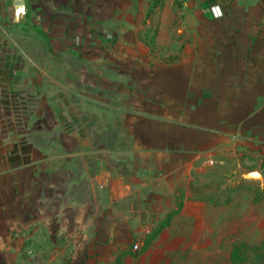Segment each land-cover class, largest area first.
I'll return each mask as SVG.
<instances>
[{
	"label": "rangeland",
	"instance_id": "rangeland-1",
	"mask_svg": "<svg viewBox=\"0 0 264 264\" xmlns=\"http://www.w3.org/2000/svg\"><path fill=\"white\" fill-rule=\"evenodd\" d=\"M29 2L38 19L33 29L0 30V64L15 67L12 82L0 85V122L38 127L27 129L35 142L77 144L81 171L89 161L95 178L108 171L112 185L121 182L115 193L95 190L96 204L103 199L109 210L102 225H110L113 245L80 264H261L263 138L246 135L248 123L233 126L224 115L235 106L232 98L246 100L247 81L261 75L246 52L262 41L246 34L264 31L247 5L258 4L255 17L262 20V0H158L136 28L157 31L161 49L148 38L117 37L95 51L87 11L102 7H79L78 31L65 41L54 37L71 29L70 7ZM192 83L206 85L203 102L217 103L219 124L213 111L189 110L198 99L188 97L197 89ZM204 117L203 129L213 128L190 135L201 153H191L189 162L182 151L155 150L181 143L188 120ZM253 172L262 180L247 177ZM124 177L132 180L123 185ZM96 227L83 233L91 236Z\"/></svg>",
	"mask_w": 264,
	"mask_h": 264
},
{
	"label": "crops",
	"instance_id": "crops-1",
	"mask_svg": "<svg viewBox=\"0 0 264 264\" xmlns=\"http://www.w3.org/2000/svg\"><path fill=\"white\" fill-rule=\"evenodd\" d=\"M26 1L30 24L16 26L19 30L33 29V24L38 20L37 17H32V7L29 0ZM152 2L158 3V0H55L59 9L70 7L72 30L64 28V31L57 33L54 38L72 40L73 32L77 30L73 25L79 23V7H102L101 12L96 9L87 11V19L90 18L93 27L90 32L95 39L92 48L94 51L108 48L110 40L117 37L136 40L148 38L150 45L161 49L163 45L159 46L160 43H157L160 37L157 31L136 28V25L143 24L147 19ZM261 4L264 5V0ZM10 5V0H0V30L5 35L9 31L13 33L12 27H15L9 20ZM247 5L249 9L252 6L254 10L249 16L252 17L253 23L264 21L255 17L254 5L258 4ZM107 30L117 32V35L112 37ZM241 37L238 33L232 36L235 39ZM246 37L262 41V47H247L246 52L249 57L247 64L252 63L261 75L258 74L254 79L247 81L249 89L246 100L232 98L231 102L235 106H231V113L224 116L232 123L235 120L233 126L242 127L248 123L246 135L254 136L256 132H261L264 143V31L252 29ZM236 50L238 51L239 47H236ZM129 53L132 54V51ZM14 68L9 63L0 64V85L7 86L12 82ZM231 85H234L233 81ZM191 86L197 89L189 92L188 97L198 98V103L196 101L195 109L191 108V105L188 106L189 110L198 108L213 111L215 121L219 124L220 109L217 108V103L211 105L209 101L203 102V95L208 91L206 85L192 83ZM242 101H245V105L240 109L237 104ZM42 115L46 117L44 113ZM9 118L13 119L11 116ZM203 119L206 118L188 120L190 126L181 143L179 140L176 143L168 142L155 150H173L177 153L182 151L183 162H189L191 157L188 156L191 153L196 150L201 153L198 144L189 142L190 135L197 131L210 133L209 128H213L212 126L204 130L201 125ZM0 124V264H80V261L87 263L94 260L100 249L111 248L113 244L109 233L110 225H102L105 216H108L106 211L109 210L101 197H98L101 200L96 204L95 190L103 193L108 189V193H115L121 182L112 185L108 171L102 179L95 178L92 173L93 164L89 161L85 162L86 167L81 171L77 144L35 142L31 140V136L35 133L34 129L39 132L38 127L29 126L33 133L31 130L27 131L29 128L8 127L2 125V122ZM139 147L138 151L144 150V147ZM122 180L124 185L132 179L124 177ZM94 222L97 223L94 233L91 236L85 235L83 229L88 230ZM122 229L125 231L121 227L117 230ZM113 240L119 241L117 238ZM80 250L85 253L80 254Z\"/></svg>",
	"mask_w": 264,
	"mask_h": 264
},
{
	"label": "water",
	"instance_id": "water-1",
	"mask_svg": "<svg viewBox=\"0 0 264 264\" xmlns=\"http://www.w3.org/2000/svg\"><path fill=\"white\" fill-rule=\"evenodd\" d=\"M9 20L14 26H28L30 24L28 18V4L26 0H10ZM247 177L262 180L259 172L249 173Z\"/></svg>",
	"mask_w": 264,
	"mask_h": 264
},
{
	"label": "built area",
	"instance_id": "built-area-1",
	"mask_svg": "<svg viewBox=\"0 0 264 264\" xmlns=\"http://www.w3.org/2000/svg\"><path fill=\"white\" fill-rule=\"evenodd\" d=\"M137 249H138V246L136 245V246H135V250H137Z\"/></svg>",
	"mask_w": 264,
	"mask_h": 264
},
{
	"label": "trees",
	"instance_id": "trees-1",
	"mask_svg": "<svg viewBox=\"0 0 264 264\" xmlns=\"http://www.w3.org/2000/svg\"><path fill=\"white\" fill-rule=\"evenodd\" d=\"M261 264H264V260L261 262Z\"/></svg>",
	"mask_w": 264,
	"mask_h": 264
}]
</instances>
